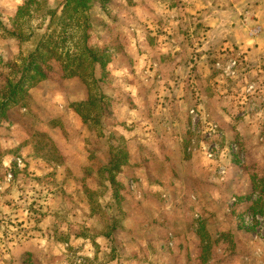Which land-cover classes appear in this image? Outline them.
Instances as JSON below:
<instances>
[{
    "label": "rangeland",
    "instance_id": "1",
    "mask_svg": "<svg viewBox=\"0 0 264 264\" xmlns=\"http://www.w3.org/2000/svg\"><path fill=\"white\" fill-rule=\"evenodd\" d=\"M65 1L0 0V264H264V0H91L25 72Z\"/></svg>",
    "mask_w": 264,
    "mask_h": 264
},
{
    "label": "trees",
    "instance_id": "2",
    "mask_svg": "<svg viewBox=\"0 0 264 264\" xmlns=\"http://www.w3.org/2000/svg\"><path fill=\"white\" fill-rule=\"evenodd\" d=\"M90 1L66 0L62 5L59 19L62 20L61 23L65 28H72L71 35L78 38L75 45L71 48L69 47L67 51L56 53L58 42L54 39L55 34L54 32L46 33L36 45L35 50L30 54L29 62L24 67L25 72L30 70L34 63L38 64L39 60L44 61L46 56L54 57L55 55L61 61L62 70L65 74L80 75L93 71L95 64L99 63L100 59L88 44L89 37L87 28L89 27V18L87 11L91 8ZM68 13L70 19L67 17ZM57 14L55 12V15ZM80 31L82 34L80 37H77V33ZM15 88L12 91L13 93L16 92ZM89 103L90 100L83 102L85 105Z\"/></svg>",
    "mask_w": 264,
    "mask_h": 264
}]
</instances>
